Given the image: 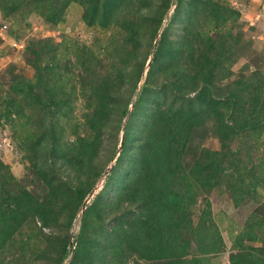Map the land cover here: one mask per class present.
Listing matches in <instances>:
<instances>
[{
    "label": "trees",
    "instance_id": "trees-1",
    "mask_svg": "<svg viewBox=\"0 0 264 264\" xmlns=\"http://www.w3.org/2000/svg\"><path fill=\"white\" fill-rule=\"evenodd\" d=\"M72 1L79 0H18V5L12 0H0L7 13L27 2L40 3L36 6H42L41 13L55 24L63 18L65 8ZM83 2L85 22L103 29L117 26L123 33V44L117 50L116 62L88 67L90 77L87 76V86L80 94L88 96L92 105L96 102L85 126L90 135L81 136L79 125L73 132L77 138L63 142V132L56 131L51 123L35 137L33 168L48 191L38 197L23 189L15 196L4 197L3 202L15 207L2 219V240L24 220L38 218L42 227L58 225L64 233L60 239H51L60 252L57 264H63L73 250L69 264H102L107 254L114 257L111 258L114 262L125 263L138 254L142 259L167 261L156 264H176L178 256L213 252L219 232L210 209H203L194 220L179 192L180 186H184L182 192L190 193V202H195L192 184L184 180L187 172L182 166L187 144L208 120H213L214 131L230 145L222 151L205 149L192 166L194 179L213 189L227 181L236 206L246 204V195H252L259 185H264L263 176L258 175L264 157L255 153L256 141L248 135L256 131L261 134L260 128L264 127V77L259 71L253 72L247 78L219 87L218 80L232 74L231 66L225 63L234 59L233 39L223 33L214 39L202 31L209 23L216 29L221 28L237 12L218 0ZM38 44L42 46L41 55L57 50V46L46 41ZM39 69L38 66L41 72ZM145 73L144 85L129 113ZM75 87L71 86L70 91L62 86L52 88L46 108L54 112V118L68 116L73 110L70 99L77 93ZM192 92L197 93L191 96ZM159 94L165 96L167 108L162 109V104L156 103L146 122L145 111ZM38 100L42 104L45 101ZM247 103L250 112L240 122L236 113ZM222 105L232 110L222 112ZM227 116L234 123L230 124ZM138 119L147 123L141 132L137 131ZM122 130L124 144L116 164L103 188L86 205L80 232L71 240L70 231L81 205L116 157ZM105 132L110 143L103 150ZM236 141L240 142L235 148ZM121 170H126L123 175ZM247 177H253L248 185ZM111 192L115 195L113 201ZM123 203L128 206L121 208ZM134 207L140 210L138 214L133 213ZM107 216L116 222L112 229L105 226ZM185 229L189 230L188 235L179 234ZM125 251L129 253L123 256ZM263 255L264 248L257 252L245 250L233 264H264Z\"/></svg>",
    "mask_w": 264,
    "mask_h": 264
},
{
    "label": "rangeland",
    "instance_id": "rangeland-1",
    "mask_svg": "<svg viewBox=\"0 0 264 264\" xmlns=\"http://www.w3.org/2000/svg\"><path fill=\"white\" fill-rule=\"evenodd\" d=\"M12 1L18 5V0ZM218 1L234 9L237 14L229 17V20L219 29L209 23L204 26L205 30H202L214 39L221 33L230 34L235 46L234 59L225 63L227 67L231 66L232 74L230 77L218 80L217 85L225 87L234 80L247 78L258 71L264 77V0ZM36 5L40 3L27 2L26 5L17 6L16 10L7 13L0 2V228L2 229H4V224H1L3 217L5 219L6 213L11 212V208L15 207V204L3 202L4 197L7 198L8 194L15 196L23 189L38 197H43L48 191L44 181L33 168L35 137L39 132L47 129L51 123L56 131L63 132V142H70L77 138L73 132L79 125H81L79 127L81 136L90 135V130L85 126L87 117L95 110L96 102L92 105L88 96L80 94L81 89L87 86V76L90 77L88 67L95 68L97 65L106 66L113 61L116 62L117 50L123 44V33L117 26L112 25L103 29L98 26H89L85 22L83 0L72 1L65 8L63 18L56 24L47 21L46 15L40 11L42 6L38 8ZM173 8L174 6L168 16L171 15ZM41 40L44 43L46 41V44L51 43L57 46V50L41 55L39 52L42 51V46L38 44ZM46 65H49L50 69L45 68ZM38 66L41 72L38 71ZM145 75L146 73L138 84L129 111L132 110V105L144 85ZM73 85H76L77 89V93H74L70 99L73 110L68 112V116L54 118V112L46 108V100H49L52 88L62 86L70 91ZM196 93L192 92L191 96ZM159 95L155 103L145 111L146 122L149 121L150 113L154 110L156 103L160 102L162 109L167 108L164 102L165 96ZM38 99L45 101L42 104ZM231 110L222 105V112ZM238 110L236 119L240 122L245 121L250 112L249 104L242 105ZM228 117L227 121L230 124L234 123V120ZM127 118L128 115L124 119L123 128ZM145 121L142 123L138 119V132L144 129L147 124ZM214 126V121L208 120L204 128L199 130L193 140L187 144L188 151L182 157V166L187 172V178L184 180L192 184L195 202H190V193L182 192L184 186H180L179 192L181 199L185 200L188 214L193 215L194 220L203 209H210L211 217L219 232L218 243L213 252H201L196 256L192 254L178 256L176 264H233L234 259L245 250L257 252V249L264 248V185H259L252 195H246V204L236 206L227 181L213 189L200 185L199 181L194 179L192 166L201 158L205 149L222 151L230 145L227 140L224 141L218 136ZM260 130L261 134L260 131H256L248 135L256 141L255 153L264 157V127ZM106 132L103 133V150L110 143L109 134ZM123 133L124 130L119 135L121 140ZM239 142H234L235 148ZM120 145L121 141L118 144L116 157L106 167L96 186L85 199L86 205L103 188L121 152ZM262 164L258 175L263 176L264 181V163ZM249 167L250 164L247 169ZM125 171L121 170V174L123 175ZM251 179L253 177H247V185ZM253 195L256 197L253 198ZM114 199L115 195L111 192L110 200ZM127 206V203H123L120 207ZM82 208L83 204L70 231L71 240L74 234L80 232ZM139 212L140 210L134 207L133 213ZM104 221L109 229H112L116 223L110 216H107ZM57 226L42 227L38 218H31L24 220L4 241L0 236V242L3 241L0 243V264H57L60 252L55 248V244H52L51 239H60L64 236L63 231ZM179 234L188 235L189 230L185 229ZM73 253L74 250L63 264H69ZM128 253L125 251L123 256ZM111 258L114 257L107 254L102 259V264L167 262L160 258L142 259L138 254L131 256L125 263L114 262Z\"/></svg>",
    "mask_w": 264,
    "mask_h": 264
},
{
    "label": "water",
    "instance_id": "water-1",
    "mask_svg": "<svg viewBox=\"0 0 264 264\" xmlns=\"http://www.w3.org/2000/svg\"><path fill=\"white\" fill-rule=\"evenodd\" d=\"M161 31H162V29H160V31H159V33H158V35H157V37H156V40H155V43H154L153 51H154V49H155L156 41H157L158 37L160 36ZM153 51L151 52L150 59H149V61H148V63H147V66H149V64H150V62H151V57H152V55H153ZM132 106H133V105H132ZM130 109H131V108H130ZM129 113H130V111H129ZM129 113H128V115H129ZM126 122H127V119L125 120V123H126ZM124 127H125V126H124ZM123 144H124V133H123L122 140H121V145H120L121 149H122V147H123ZM86 203H87V201H85V202L83 203V208H82L81 215H80L81 218H82V216H83L84 209L86 208Z\"/></svg>",
    "mask_w": 264,
    "mask_h": 264
}]
</instances>
